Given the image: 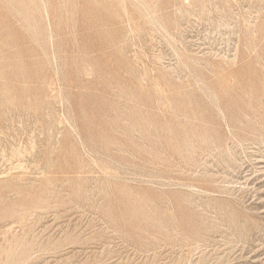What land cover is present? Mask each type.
<instances>
[{
    "label": "rangeland",
    "instance_id": "374dc122",
    "mask_svg": "<svg viewBox=\"0 0 264 264\" xmlns=\"http://www.w3.org/2000/svg\"><path fill=\"white\" fill-rule=\"evenodd\" d=\"M0 264H264V0H0Z\"/></svg>",
    "mask_w": 264,
    "mask_h": 264
},
{
    "label": "bare ground",
    "instance_id": "6f19581e",
    "mask_svg": "<svg viewBox=\"0 0 264 264\" xmlns=\"http://www.w3.org/2000/svg\"><path fill=\"white\" fill-rule=\"evenodd\" d=\"M164 95V94H163ZM165 126V125H164ZM167 127V126H166ZM202 138V137H201ZM176 139V138H175ZM204 140V139H203ZM185 141V140H184ZM205 142V141H204ZM198 143V142H197ZM202 143V142H201ZM200 144V143H199ZM190 145V144H189ZM197 145V144H196ZM195 146V145H194ZM206 146V144H205ZM192 147V146H191ZM187 151V150H186ZM14 180V179H13ZM163 229V228H162ZM167 230V229H166ZM9 254V253H8Z\"/></svg>",
    "mask_w": 264,
    "mask_h": 264
}]
</instances>
